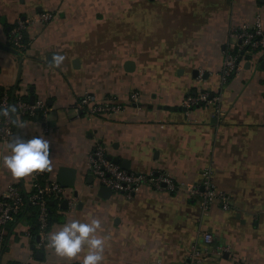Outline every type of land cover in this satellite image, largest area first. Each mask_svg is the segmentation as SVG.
<instances>
[{"label": "crops", "instance_id": "1", "mask_svg": "<svg viewBox=\"0 0 264 264\" xmlns=\"http://www.w3.org/2000/svg\"><path fill=\"white\" fill-rule=\"evenodd\" d=\"M42 12L52 20L29 22L21 53L11 43L14 24ZM257 16L264 29V0H0V97L46 103V120L20 118L25 127L17 130L52 141V168L42 177L61 180L77 199L55 213L51 231L71 217L101 218L103 264H187L192 248L206 249L204 233L227 251L202 264H264V59L248 56L239 75L222 78L227 50H237L231 32ZM57 52L66 56L59 68L49 62ZM196 92L219 97L221 113L216 103L184 108ZM86 93L127 105L77 114ZM97 145L128 171L163 173L178 184H201L210 169L229 208L216 200L204 210L185 190L149 186L132 197L101 195L89 172ZM8 151L0 142V198L10 185L29 192L34 179L11 175L2 162ZM35 223L28 209L9 225L1 264H80L39 250L25 235Z\"/></svg>", "mask_w": 264, "mask_h": 264}, {"label": "built area", "instance_id": "2", "mask_svg": "<svg viewBox=\"0 0 264 264\" xmlns=\"http://www.w3.org/2000/svg\"><path fill=\"white\" fill-rule=\"evenodd\" d=\"M53 18V14L42 12L35 15L31 20L18 19L11 30L12 46L24 53L29 43L26 42V31L29 22L47 24ZM237 50L233 47L227 50L222 68V78L228 81L233 76L239 75L243 71L242 60L248 56H259L264 59V29L261 19L257 16L253 25H242L231 32ZM139 100V94L130 95V103ZM219 97L212 96L209 92H196L188 94L183 102V107L191 109L202 104H215L216 113H221L217 105ZM126 103L111 99L108 101H98L94 94L86 93L75 104L74 109L77 114H88L101 116L123 112ZM10 106L16 107V112H11ZM9 109L7 115L3 109ZM50 109L42 100L29 102L21 97L14 98L9 94L0 97V142L8 144L14 134L18 133V120H46ZM47 131V130H46ZM89 172L101 187H107L111 191L125 194L132 197L143 186H149L159 191L177 192L187 191L191 196L201 199V206L207 210L212 202L219 200L223 203L224 209L229 208L228 194L216 187L212 172L206 169L201 184H178L170 176L163 173H138L124 169L120 164L111 160L106 152V148L97 145L89 155ZM67 202V208H74L77 199L68 194L67 188L57 181H46L42 177V172H35L29 192L22 191L18 186H8L6 193L0 198V246L5 247L8 227L16 222L28 210L36 211V223L34 230L30 227L26 232L28 238L37 239L39 250L47 253L51 248L46 247L47 235L51 231L52 221L56 212L62 211L63 203ZM52 205H55L52 207ZM57 210V211H56ZM39 238V239H38ZM204 241L207 247L204 251L192 248L189 254V263L202 264L204 261L222 256L227 251L226 248L214 246V236L211 233H204ZM1 264V261H0ZM9 264H23L14 263Z\"/></svg>", "mask_w": 264, "mask_h": 264}, {"label": "clouds", "instance_id": "3", "mask_svg": "<svg viewBox=\"0 0 264 264\" xmlns=\"http://www.w3.org/2000/svg\"><path fill=\"white\" fill-rule=\"evenodd\" d=\"M66 60L65 54H52L50 64L59 68ZM16 112L15 106H10ZM5 115L9 109H3ZM23 129L25 125L18 124ZM52 141L44 134L25 136L14 134L8 142V153L3 155V166L14 178H22L35 172L52 168L50 156ZM102 220L91 216L85 219L71 217L48 233L46 247L51 248L58 256L77 259L80 264H103L105 260L106 237L101 233ZM81 253L83 256L81 258Z\"/></svg>", "mask_w": 264, "mask_h": 264}, {"label": "water", "instance_id": "4", "mask_svg": "<svg viewBox=\"0 0 264 264\" xmlns=\"http://www.w3.org/2000/svg\"><path fill=\"white\" fill-rule=\"evenodd\" d=\"M31 102H34V100L33 101H31ZM111 159V158H110ZM112 160V159H111ZM113 161L114 162H117V160H114L113 159ZM65 170H62L61 171V173L62 172H64ZM59 182H62L61 180H59ZM62 184V183H61ZM63 186H65L64 184H62ZM69 185H73V183H69ZM100 192H101V195L102 194H105V196H106V194H109V193H112V191L109 189V188H107V187H102L101 188V190H100ZM63 207L65 208V209H67V202H64L63 203ZM39 239V238H38ZM39 255H41V257H43V252H39Z\"/></svg>", "mask_w": 264, "mask_h": 264}, {"label": "trees", "instance_id": "5", "mask_svg": "<svg viewBox=\"0 0 264 264\" xmlns=\"http://www.w3.org/2000/svg\"><path fill=\"white\" fill-rule=\"evenodd\" d=\"M14 27V26H13ZM13 29V28H12ZM10 34H11V32H10ZM26 42H27V38H26ZM55 205H52V207H54Z\"/></svg>", "mask_w": 264, "mask_h": 264}]
</instances>
